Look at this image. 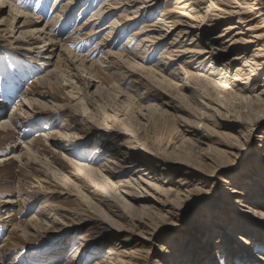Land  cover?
<instances>
[{"label":"rangeland","instance_id":"374dc122","mask_svg":"<svg viewBox=\"0 0 264 264\" xmlns=\"http://www.w3.org/2000/svg\"><path fill=\"white\" fill-rule=\"evenodd\" d=\"M26 1L30 7L21 5L22 9L34 15L33 10L38 7L42 12L36 11L34 16L42 17V25L51 20L56 0ZM101 1L84 0L75 4L71 22L64 27L60 39L65 42L75 24H82L93 15ZM172 3L173 0H160L161 6L154 8L151 17L143 19L146 14L143 12L130 32L114 38V42H120L118 48L107 45L105 50L121 51L130 33L140 30L142 25H150ZM86 4H92L91 8L85 10ZM0 8V19L11 14L10 6ZM122 12L123 9L116 11L99 27ZM78 19L81 20L75 21ZM23 20L17 18L18 26ZM224 26L222 23L215 28L212 36L218 37ZM18 35L19 32L10 36V31L0 30V124L10 115L19 117L16 127L0 126V264H97L106 258L112 245L120 250L147 251L140 264H193L197 254L183 259L188 258L187 245L193 238L203 241V245L209 239L205 247H210L202 249L198 264H227L218 258L220 242L231 244L230 256L235 264L240 262L237 259L248 258V263L264 264L263 200L252 205L262 216L250 215L262 228L258 237L242 221L238 229L231 228L235 239L225 233L223 227L229 223L221 217L213 224L217 232L207 228L208 222L204 223L205 227L197 225L198 217L203 216L204 221L210 218L204 211L210 200L213 198L214 204L218 203L233 187L239 190L237 200L241 198L251 207L244 201L249 196L247 183H230V175L238 171L250 174L258 151L264 150V117L261 116L264 113H252L254 104L250 101L236 99L231 104L226 98L225 101L218 97L211 105L229 115L225 118L220 111L203 107L190 90L170 87L163 81V75L172 78L169 75L172 68L163 74L158 72L159 75L149 71L165 44L145 53L148 60L138 61L143 66L122 61V65L116 63L112 69L100 64L92 70L83 67L75 70L72 64L66 68L68 55L64 53L58 78L55 80L54 76L53 80L41 83L35 79L53 67L57 56L47 58L45 49L49 44L43 48V42L29 49L33 40L20 41ZM142 36L134 38L131 49L136 48ZM103 37L98 34L90 41L79 44L77 41L75 46L70 42L69 46L82 55L88 54ZM80 44H83L81 50ZM61 45L56 53L61 51ZM248 48L250 54L254 45L249 44ZM100 51L94 50L89 58L98 60L103 55V50ZM239 51L223 50V58L231 60ZM183 60H178L175 66ZM47 61L51 63L48 66L44 64ZM185 67L192 68L187 64ZM71 73L75 74L73 84L67 81ZM25 97L32 98L31 103L23 104ZM169 100L171 105L164 104ZM233 118L240 119L238 124L244 123L243 134L241 126L230 125ZM124 122L133 125V131ZM191 126L196 127L194 133L189 132ZM235 136L236 139L242 136L238 148L232 153L217 151L224 148L221 143ZM151 137L164 149L162 164H168L157 166L160 176L156 177L160 180L142 162L149 159L153 163V154L149 152ZM29 143L35 144L31 150ZM79 162L95 168L113 166L112 173L105 167L106 175L102 176L109 192L101 190L87 174H78ZM259 165L261 168L262 164ZM186 177L190 183L183 185L184 195L175 200L178 214L172 212L158 218L150 207L152 194L164 197L167 193L154 184L179 191L180 181ZM127 179H131L129 185ZM258 189L264 199V186ZM129 191L131 194H127ZM100 197L102 202H98ZM96 202L98 205L94 206ZM145 206L148 212H144ZM218 211L223 214L222 209L217 208L215 213ZM151 229L149 239L146 233Z\"/></svg>","mask_w":264,"mask_h":264},{"label":"bare ground","instance_id":"6f19581e","mask_svg":"<svg viewBox=\"0 0 264 264\" xmlns=\"http://www.w3.org/2000/svg\"><path fill=\"white\" fill-rule=\"evenodd\" d=\"M42 1L44 2V0H40L39 3ZM56 1L57 5H55V8L53 6L54 12L51 15V20L42 25L40 19L42 17L34 16L36 15V11H41L38 7L34 8L33 11H35V14L32 15L25 12L21 7V5L27 8L30 7L26 0H0V7H5L6 5L10 6L11 11V14H9L10 17L6 16L0 19V27H4L2 28L3 30L10 31V36L19 32L17 39L20 41L30 42L33 40L30 47H28L29 49H33L34 47L32 45L35 43L43 42L41 45L43 48H46L45 46L49 44V47L45 49V52H47L46 57L52 58V56H57L55 64L53 63V67L47 68L46 71L40 73L35 81L45 83L48 79L50 81L51 79L53 80V78H55L54 76H56V80L58 78L57 76H59V68L64 53L68 55L65 63L66 68H70L72 64L73 69L75 70L81 67L85 70L86 68L92 70L94 66L100 64L102 67L112 69L113 67H116V63L122 65V61L129 62L135 66H143L138 62L139 59L142 61L148 60V58H146L147 56H144L145 53L154 52L165 44L157 63L153 68L149 69V71L154 75H159L160 73L158 72H162L163 74L172 68L169 71V75H171L172 78H167L163 75V81H167L166 83L170 87L179 88V90H190L191 95L195 97L203 107L205 106L213 110V112L216 110L221 112L216 106L214 107L211 105L212 101L219 97L220 99L223 98V100L226 98L231 104L236 101V99L250 101L251 104H254L252 108L254 112L252 113H264V87L262 88L264 85L262 84L264 82V0H173L171 6L165 8L162 13L160 12L154 22L150 25H142L140 30L130 33L128 40L123 44L121 51L111 50L110 48L105 50V47L109 45L114 49L118 48L120 42H114V38L121 34L123 35L126 31L130 32L132 27L141 19V14L143 12L146 13L145 17L143 16V19H147L146 17L148 15H152V13H154V8L161 6L160 0H102L93 15L85 18L82 24H75V28L69 34V37L65 42L60 39V37L64 35L63 29L71 22L74 5L83 2L84 0ZM89 1L90 0H88V3ZM205 2H208L207 6L203 5ZM92 4L90 6L86 4L83 7L87 10V8H91ZM121 9H123L124 12L117 16L115 15L106 25L99 27L103 20L109 19L110 16H113L112 14H115L116 11ZM22 17L24 20L18 26L16 20L17 18L21 19ZM80 20L81 19L75 21L78 22ZM222 23H224L225 26L219 36H212V31ZM98 34H103L104 37L96 44L97 47L92 48L88 54L82 55L74 51L73 48L71 49L69 46L70 42H73L75 46L77 41V44H79V41H90ZM141 34H143V36ZM140 36L142 37L137 42L136 48L131 49V42L134 38ZM249 44L254 45L253 52L250 54L248 53ZM58 45H61L62 48L61 51L56 53ZM50 47H52V49ZM82 47L83 44H80L79 50H81ZM96 49L103 50V55L98 60H94V57L90 59L89 57L91 55L93 56V52ZM235 49H240V51L231 60L223 58V50L232 52ZM182 58H184L183 62L187 64L188 67H192L191 69L185 67L183 62L177 67L175 66L177 61ZM49 61L44 64L46 66L50 65L51 63ZM193 62H197V65H193ZM199 68H201V70H198ZM90 74L93 73L90 72ZM182 74H184V76H182ZM73 76H75V74L71 73L67 79V81L72 84ZM75 87L76 86H73V88ZM27 93L30 94V92ZM23 96L25 95L23 94ZM31 99L32 98L29 97H25V99L22 98L23 104L27 105L28 103H31ZM223 100H220V102ZM170 101L171 100L164 104L171 105ZM215 103L219 106L222 105L218 102ZM221 114L225 118L229 116L223 112H221ZM109 116L110 114H108V117ZM203 116H206V113H204ZM261 116L264 117L263 114ZM18 118V115H10L7 118H3L0 126L10 127L14 125L16 127ZM231 121L233 122L230 124L231 126H241L242 130H240V133L243 134V130L246 129L244 123H236L238 121L240 122V119L238 118H233ZM123 125L129 130L133 131L134 129L133 125L128 122H124ZM191 127L192 128L189 132L194 133L196 127ZM108 128L112 127L109 126ZM241 137L242 136L238 137L239 140L238 138L236 139V136L230 139L228 138V141L221 143L224 148H218L217 151L232 153L233 149L240 146L237 142L241 141ZM150 143L151 151L149 152L153 154V163H150L151 161L149 159L142 160V162H144V165L148 166L150 169H153L150 173H153L154 177L157 178V180H160V177L158 179L160 174L158 172L159 167L157 166H159V164L165 166L168 165L166 163L162 164L161 161V158L165 156L164 149H162L152 137ZM33 145L35 146L34 143H29V150L33 149ZM96 155L97 153L92 158L94 159ZM136 161H139V159H136ZM259 163L262 164L261 168ZM252 166L254 168H252V170L249 169L251 175L248 174L249 172L243 173L242 171L232 172L233 174L230 175V183H239L241 181L245 182V184L247 183L248 188L246 191H248L247 193L249 196H247L248 199L245 198L244 201H247V203L249 202L251 207H249L248 204L243 203L241 198L237 200V193L239 190H237V186L233 187L229 190L228 194H223V197L217 200L218 203L214 204L215 199L213 198L210 200L209 205L204 210L210 218L204 221L203 216L198 217V226L205 227L204 223L208 222V225L210 224V226L207 225V228H211V230L217 232L214 228L215 225L213 224L218 217H221L229 223L226 224L227 227L223 228H225V233L230 235L231 238L235 239L234 236H236L231 234V232H234L231 228L238 229V225L241 221L242 223H246L248 230H253L254 235L257 237L261 234L262 228L258 226V220L250 215L254 214L256 216V214H259V216H262L259 211L252 207V205H257L261 203L262 200L264 201V199H262L263 196L261 197L259 195L260 192L258 191L259 186H264V150L258 151L254 159V165ZM105 167H108L109 173L113 172L111 170L113 166L111 167L108 164L104 165V167L95 168L83 163L80 164L79 162L78 174H87L91 181L99 185L101 190L109 192L108 190H110V188L105 182L106 179L104 180V178H102V176L104 177L106 175L104 174ZM156 175L158 176L156 177ZM139 178L143 180L141 176H139ZM130 180H126L127 185L131 183ZM188 180L190 179L186 177L180 181V186L182 187H178L179 191L174 190L173 187L163 188L164 186L162 184L160 186L154 184L157 189L161 188L164 193H167L164 197H161L159 194H152L153 204L150 207L154 209V213L157 214L158 218H165L167 213L174 212L178 214L176 212L177 207L175 205V200L176 197L184 195L185 192L184 190L182 191L183 185L190 183ZM145 182L149 183L148 181ZM139 185H141L140 182ZM127 194H131L130 191ZM172 194L174 197H172ZM102 200L103 199L100 197L98 202H102ZM98 202L94 203V206L98 205ZM194 202H198V199ZM145 207L144 212H148L147 207ZM217 208L222 209L223 214H220L219 211L215 213ZM152 229L150 232L146 233L148 235L146 237L149 239H151ZM208 240L206 241V244H209ZM191 241L192 242L187 245L189 253L186 257L188 258L183 259L187 260L190 256L192 257V254L193 257L197 254V260L194 258V261L192 262L193 264H198V255L202 254L200 253L202 252V249L208 250L210 246L207 245V247H205L206 244H201L203 241L200 243L199 240L198 242L197 240H194V238ZM171 242L173 246V241ZM141 250H120L115 245H112L108 249L106 258L101 263L97 264H140L147 252ZM232 250L233 248H231V244L227 246V242H224L223 244H221V242L219 243V250L217 253L219 252L218 254L220 257L218 258H221L222 263L235 264V260L232 261L231 259L233 257L231 258L230 256ZM249 259L250 258L246 260L237 259L238 261L240 260V262L237 263L251 264V262L248 263ZM191 260H193V258H191Z\"/></svg>","mask_w":264,"mask_h":264}]
</instances>
